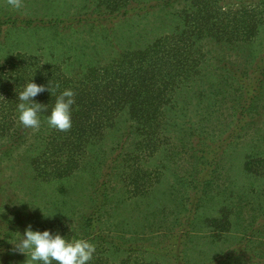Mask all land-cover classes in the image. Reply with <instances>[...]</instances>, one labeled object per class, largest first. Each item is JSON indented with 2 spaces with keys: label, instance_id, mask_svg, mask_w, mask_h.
<instances>
[{
  "label": "rangeland",
  "instance_id": "374dc122",
  "mask_svg": "<svg viewBox=\"0 0 264 264\" xmlns=\"http://www.w3.org/2000/svg\"><path fill=\"white\" fill-rule=\"evenodd\" d=\"M98 1L23 0L24 7L13 10L6 0H0V19L17 20L0 26V60L16 52L45 54L49 45L58 52L68 46L70 52L72 45L79 60L73 64L64 62L62 68L77 78L87 64L105 63L124 50L142 49L160 37L179 34L188 6L187 0H173L169 5L148 0L152 6L145 11L119 17L110 21L107 28L98 30H88V26L81 24L52 30L20 23L24 18L66 17L84 11L85 4L89 6L86 9H93ZM203 44L205 69L217 65L254 69L264 58V27L246 41L216 43L205 39ZM85 52L88 58H84ZM221 72L205 70L208 76L202 75L189 87L185 84L171 98L176 103L172 107L167 104L168 140L150 156L140 152L138 163L152 178L149 189L143 193L127 194L121 176L123 161L129 157L131 144L134 146L132 135L127 138L129 143L122 137L128 124L125 114L92 147L91 159L89 154L85 162L91 161L95 166L98 160V167L83 166L56 180L41 179L31 166L37 130L30 128L20 145L0 159V241H3L0 264H30L29 258L13 245L19 242L28 225L33 231L57 221L76 226L79 217L88 211L95 181L108 166L112 167L110 200L98 227L102 234L148 248L143 258L155 264H176L177 256L186 260L184 264H211L214 256H220L218 264H264V172L244 168L249 155L264 158V91L257 101L259 112L248 116L246 124L232 136L241 90L234 81L232 86L219 84L212 91L208 78L213 80V74L217 77ZM189 140L196 149L197 143L205 146L209 159L217 158L205 191L194 185L195 174L199 173L193 169L195 160ZM4 143L0 138V144ZM95 151L97 155H92ZM210 167L205 166L206 170ZM225 209L230 225L220 230L212 219L219 218ZM185 215L186 231L183 223L173 224ZM238 253H243L245 259L238 257ZM105 255L119 261L127 253L118 250L107 251Z\"/></svg>",
  "mask_w": 264,
  "mask_h": 264
},
{
  "label": "trees",
  "instance_id": "16d2710c",
  "mask_svg": "<svg viewBox=\"0 0 264 264\" xmlns=\"http://www.w3.org/2000/svg\"><path fill=\"white\" fill-rule=\"evenodd\" d=\"M172 1L160 0L162 5H169ZM187 2L179 34L160 37L142 49L124 50L105 63L95 61L93 63L97 64H87L77 78L66 74L62 68L64 62L73 64L77 58L79 60L72 45L70 52L68 46L66 50L62 48V52H58L59 50L49 45L47 51L44 50L45 54L16 52L0 60V138L5 141L0 144V159L18 147L30 129L18 121L17 104L18 93L31 80L46 88L33 98L34 102L42 104V110L38 112L40 128L35 132L37 142L30 159L37 176L43 180L62 179L78 168L94 166L91 161L85 162L89 154L91 159L92 147L106 129L113 127L121 115L125 114L128 124L122 137L127 142L131 135L134 139V146L132 148L131 144L129 157L124 159L121 168L125 192L132 195L148 190L152 178L138 163L140 152L145 151L144 155L150 156L157 147L164 146V142L168 140L165 130L169 123L165 118L167 104L172 107L176 103L171 98L185 84L189 87L198 82L202 75L208 76L205 70L211 72L215 69V74L218 70L223 71L217 77L213 74V80L208 78V86L212 91H216L219 84L232 86L231 82L236 81L240 85L238 89L241 90L242 97L239 98L240 101L237 100L239 108L235 111L234 118L236 127L231 131V135L236 136L246 124L248 116L259 112L257 101L262 99L264 91V58L254 69H236L226 65L205 69L206 52L203 41L210 39L216 43L238 42L255 37L264 27V0ZM151 6L148 0H100L91 6L93 9H86L89 6L85 4L82 8L84 11L74 12L66 17L57 15L24 18L20 23L52 30L81 24L88 26V30H98L107 28L110 21L128 14L136 15ZM107 9L110 12L107 13ZM16 21L9 17L2 18L0 26L14 24ZM85 57L88 58L87 53ZM48 87L50 91L47 90ZM64 89H71L75 93V103L71 106L72 126L67 132L51 128L47 123L56 96ZM196 135L199 133L196 132ZM185 141L186 137L183 140L184 151ZM189 141L187 143L192 144L193 141ZM198 141L203 143L200 138ZM197 145V149L193 144L191 146V156L195 160L193 169L199 173L198 176L195 174L194 185L197 190L205 191L211 182L210 176L215 171L213 165L217 158L209 159L206 147L199 143ZM92 155H97L96 151ZM99 164L97 160L95 166L98 167ZM244 164L246 170L264 172V158L258 154L249 155ZM206 165L211 167L206 170ZM110 167L95 181L88 211L79 217L76 226L57 221L46 224L40 231L48 230L52 234L58 232L66 240L84 238L93 243L95 252L88 264H155L143 258L148 248L133 241L128 243L115 240L98 229L105 213L104 207L110 200ZM204 171L206 173H202ZM227 212L225 209L219 218L212 219L214 226L220 230L230 225ZM187 219L185 215L183 220L175 219L173 224L183 223L186 231ZM2 233L4 234L3 231ZM2 242L0 241V245H3ZM118 250L127 253V256L114 261L105 255L107 251L116 253ZM236 255L245 259L243 253ZM219 257L214 256L211 264H218L221 261ZM175 259L176 264L186 263L179 256Z\"/></svg>",
  "mask_w": 264,
  "mask_h": 264
},
{
  "label": "clouds",
  "instance_id": "9594fccd",
  "mask_svg": "<svg viewBox=\"0 0 264 264\" xmlns=\"http://www.w3.org/2000/svg\"><path fill=\"white\" fill-rule=\"evenodd\" d=\"M13 10L24 7L23 0H6ZM59 87V85H57ZM46 90L45 86L38 85L32 80L27 82L23 90L18 93L17 104L18 121L25 127L38 130L40 121L38 112L42 104L34 102L33 98ZM50 91L49 87L47 88ZM75 93L71 89H64L56 96L54 106L47 117L49 127L58 131L67 132L72 126L71 106L75 103ZM20 234L19 232H17ZM18 243L13 244L15 249L23 253L31 262L42 264H88L93 258L95 245L84 238L66 240L58 232L48 230L33 231L28 225Z\"/></svg>",
  "mask_w": 264,
  "mask_h": 264
}]
</instances>
